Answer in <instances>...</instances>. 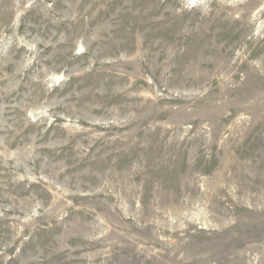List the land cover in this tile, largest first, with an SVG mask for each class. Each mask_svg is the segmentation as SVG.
<instances>
[{
  "label": "rangeland",
  "instance_id": "rangeland-1",
  "mask_svg": "<svg viewBox=\"0 0 264 264\" xmlns=\"http://www.w3.org/2000/svg\"><path fill=\"white\" fill-rule=\"evenodd\" d=\"M0 264H264V0H0Z\"/></svg>",
  "mask_w": 264,
  "mask_h": 264
}]
</instances>
